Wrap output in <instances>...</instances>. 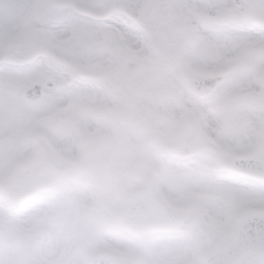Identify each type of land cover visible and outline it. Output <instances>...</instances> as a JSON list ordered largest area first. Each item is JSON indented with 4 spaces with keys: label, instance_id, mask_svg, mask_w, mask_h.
Returning a JSON list of instances; mask_svg holds the SVG:
<instances>
[{
    "label": "snow or ice",
    "instance_id": "obj_1",
    "mask_svg": "<svg viewBox=\"0 0 264 264\" xmlns=\"http://www.w3.org/2000/svg\"><path fill=\"white\" fill-rule=\"evenodd\" d=\"M0 264H264V0H0Z\"/></svg>",
    "mask_w": 264,
    "mask_h": 264
}]
</instances>
